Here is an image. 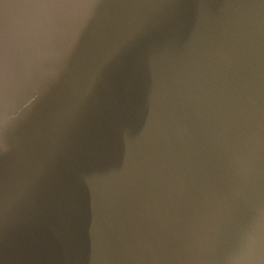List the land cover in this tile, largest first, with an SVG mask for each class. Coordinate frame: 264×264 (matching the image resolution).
Segmentation results:
<instances>
[{"label":"water","instance_id":"95a60500","mask_svg":"<svg viewBox=\"0 0 264 264\" xmlns=\"http://www.w3.org/2000/svg\"><path fill=\"white\" fill-rule=\"evenodd\" d=\"M0 264H264V0H0Z\"/></svg>","mask_w":264,"mask_h":264}]
</instances>
